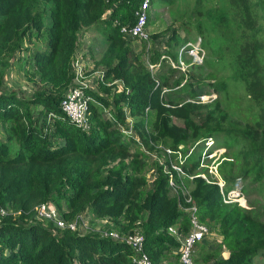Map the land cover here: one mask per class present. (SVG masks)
<instances>
[{"label":"trees","instance_id":"obj_1","mask_svg":"<svg viewBox=\"0 0 264 264\" xmlns=\"http://www.w3.org/2000/svg\"><path fill=\"white\" fill-rule=\"evenodd\" d=\"M30 1L0 0L1 55L12 57L31 27L38 35L43 28L47 35L46 46L32 53L29 64L33 70L25 71L30 88L27 83L23 94L0 88V130L7 140L16 142V148L10 149L7 140L0 137V210H4L0 216V264H135L132 250L119 239L100 232L75 231L67 222L59 226L53 218H46L49 221L45 224L34 220L31 205L43 201L48 205L51 195L63 197L68 217L89 212L106 217L121 233L139 230L151 264H161L166 252L177 257L179 240L168 227L181 234L188 230L187 213L179 206L180 202L186 204L184 194L181 189L169 191L163 164L156 163L151 177L141 173L145 161L135 148L136 137L122 138L126 114L137 137L148 147L165 141L175 148L185 135L191 139L218 136L226 148L242 143L233 163L224 160L219 164L226 185L237 175L245 192L246 177L264 183V0H226L227 7L219 9L213 19V25L223 32L214 62L225 60L233 69L230 80L237 89L231 101L244 115L241 128L222 126L218 118L212 122L210 110L196 123L191 113L197 111L199 103L167 106L160 102L162 87L168 103L172 92L184 90L169 87L170 75L159 73L155 82L146 67L130 71L133 49L119 26L134 21L138 0H46L48 24L43 23V14L32 10ZM201 2L195 0L192 13H202ZM92 23L108 42L104 53L107 69L102 76L122 80V87L111 86L116 91H112L113 107L106 109L109 116L104 112L108 101L82 87L90 96L86 109L89 126L83 130L64 114L58 101L72 76L76 30ZM172 40L177 45L186 42L184 38ZM176 69L171 67L169 72ZM2 75L3 71L0 83ZM188 84V95H195L192 85L200 86L201 82ZM221 84L214 86L227 91ZM239 89L242 97L237 95ZM146 109L153 110L150 125H146ZM170 114L181 117L183 126L171 122ZM163 163L172 170L166 156ZM195 163L197 153L192 150L181 167L191 172ZM232 169L241 174L232 173ZM174 179L179 184L177 176ZM182 183L196 206L198 219L216 216L221 241L228 246L227 253L221 254L218 245H199L193 259L207 264H251L257 255L258 262L264 264V218L255 220L257 215L239 205L231 204L228 209L217 186L200 177L184 176Z\"/></svg>","mask_w":264,"mask_h":264},{"label":"rangeland","instance_id":"obj_2","mask_svg":"<svg viewBox=\"0 0 264 264\" xmlns=\"http://www.w3.org/2000/svg\"><path fill=\"white\" fill-rule=\"evenodd\" d=\"M46 0H31L32 10L38 11L43 14V23L48 24L50 21ZM111 3L116 0H109ZM195 0H152L150 7L148 9V19H147V32L148 40L146 41H136L133 39H125L126 44L133 49V59L130 66V71H140L147 66L145 65L143 58L147 54L149 58L155 59L159 65L150 74L153 78H157L156 75L159 73L170 75L168 78L169 87L179 88L180 86L184 88L183 91L172 92L171 103L167 101V94L165 88L162 87L159 93V99L161 103H166L164 105L172 106L173 103L180 105L183 102L191 101L194 103H199V107L195 113H191L194 117L195 122H201L206 116L207 112L210 110L211 121L214 118H218L221 125L225 127H235L241 128L244 120V115L239 108L232 103V98L235 97L233 94L236 89H233V83L230 80V76L233 72L231 66L227 64L225 60L222 62H214L216 59L215 49H219L221 44V39L223 32L219 31L213 22L215 19L214 15L219 9H224L227 7L226 0H202L201 2V14H194L191 12L193 9ZM198 22V25L196 23ZM173 36V37H172ZM21 37V36H20ZM182 39L186 42L184 44L177 45L173 43V38ZM46 31L41 29L39 35L37 31L31 27L27 29L23 37L19 40V49L16 50L12 57L10 55L0 54V74L3 71L2 80L0 83V88L4 91H15L18 94H23L27 91L30 81L25 75V71H32L33 67H30V61L32 53L36 49H42L46 46ZM180 43V42H179ZM191 48L196 46L201 48L200 51L203 52L202 60L200 63L192 62V57L189 54L188 46ZM108 42L104 39L103 35L98 30L97 24H90L89 26H81L76 30V42L75 48L72 55L73 66H72V76L68 82L66 88L70 85H80L82 87H89L96 93H100L105 100L108 101V105L104 108H112L111 97L112 91H116L111 88L112 85H116L115 88L120 89L122 87V80L114 78L109 75L104 78L102 75L107 69L106 62H104V53L107 52ZM180 50V52H179ZM170 57L165 59V56ZM225 55V54H224ZM226 56V55H225ZM108 57V56H106ZM158 57V59H156ZM5 59L6 64H2L1 61ZM163 60V61H162ZM141 62L144 65H141ZM10 63V65H9ZM5 66H8L4 69ZM178 66V67H176ZM171 67L178 68L175 71L169 72ZM4 69V70H3ZM35 75H38L35 73ZM179 81V83H175ZM201 82L200 86L192 85L195 95H188V89H191V85L188 83ZM40 82V81H39ZM223 83L228 88L227 91H219L215 88L214 83ZM32 83V82H31ZM34 85H38V82H34ZM30 88V84H29ZM65 88V89H66ZM198 93V94H197ZM241 89L237 95L240 96ZM242 97V96H240ZM167 101V102H166ZM105 112V111H104ZM145 117L147 119L146 125L150 119L153 117V110L146 109ZM170 121L183 126V120L181 117L170 114ZM213 117V118H212ZM150 118V119H149ZM152 120V119H151ZM127 126L121 129L128 128L131 126V135L136 137L135 144L136 149L141 151L142 158L144 159L143 168L140 170L142 174L151 177L155 169L156 163L158 161L163 162L165 154H163L161 146H169L167 142H153L152 147L144 145L136 132L132 129V124L130 116L128 114L124 117ZM133 121V120H132ZM149 130V129H148ZM122 132V130H121ZM124 132V131H123ZM0 137L5 138V134L0 130ZM127 134L122 135V138L126 139ZM200 137V136H198ZM189 137L185 135L183 140L177 145L183 150L188 149L193 145L197 138ZM219 139L218 136H214ZM10 149L16 148V142L12 140H7ZM242 147V143H236L232 146L226 148V155H229L233 159L238 156L236 152ZM197 153V151H196ZM198 155V154H197ZM240 156V155H239ZM224 163L223 161L221 162ZM221 164V165H222ZM197 170V164L195 163V168L193 171ZM191 171V172H193ZM232 173L236 174L241 172L233 170ZM238 176V175H237ZM236 177V176H235ZM240 178V177H239ZM185 185L188 186V181H184ZM246 192L243 191L245 197V203L241 207L251 210L252 215H257L256 219H263L264 211V183H258L254 181L251 177H246L244 179ZM243 187V181L240 178V188ZM222 201V200H221ZM48 208L54 210L57 218L66 222H74L75 231L79 232H95L101 233L106 236L105 233L109 231H116L121 233L119 229H115L112 226L110 220L106 217L93 216L89 212H76L72 216L68 217L66 202L60 195H51L48 199ZM44 203V201L42 202ZM41 202H36L31 205V210L33 212V219L45 224L48 219L44 218L39 214L38 208ZM225 204V203H224ZM237 205V204H234ZM229 209L232 205L225 204ZM226 208V210H228ZM4 210H0V216ZM65 214V215H64ZM207 226V234L205 237L197 243L194 248V255L199 245L208 246H219V253H227L228 246L227 242L221 241L222 234L220 233L221 224L218 223L216 216L209 217L208 219H203ZM72 229V230H73ZM186 233V232H185ZM184 234L178 231L179 239ZM205 239V240H204ZM169 261H166V256L161 258V264H177V257L173 258L169 252L165 254ZM254 256L251 264H262L260 257ZM165 258V259H164ZM195 264H207V262H202L201 260L194 259Z\"/></svg>","mask_w":264,"mask_h":264},{"label":"built area","instance_id":"obj_3","mask_svg":"<svg viewBox=\"0 0 264 264\" xmlns=\"http://www.w3.org/2000/svg\"><path fill=\"white\" fill-rule=\"evenodd\" d=\"M128 1L129 0H126V2ZM151 1L152 0H138L137 6L133 11L134 21L131 24L124 23L119 26V30L125 39L128 38L136 41L148 40L149 36L146 24L148 19V9ZM187 49V52H189L192 57V62L200 63L203 55V52L200 51L201 48L197 46L195 48H191L190 45ZM166 58L170 59L168 55L165 56V59ZM143 61L150 72H152L159 65L158 62L151 61L147 54L144 56ZM155 82H158L157 79H155ZM89 99L90 96L84 92L82 86L74 84L70 85L65 90L58 101V105L64 114L77 127L84 130L89 126L86 115L87 103ZM104 111L109 116V112H107L106 109ZM121 130L122 132L124 131V134L131 135V126ZM159 148H161L163 154L167 157L169 166L172 168L171 170L169 167L167 168L163 162L158 161L159 164H163V171L167 172V184L169 191L171 193H177V189H181V193L184 194L183 199L186 202V204L180 202L179 206L187 213V232L183 233L184 235L179 239L177 236L178 232H176L173 227H168V230L171 233L176 234L179 240L177 248V264H195L193 259L195 245L205 237L208 230L206 224L198 219L196 206L191 201V197L187 194V189L182 183V177H200L207 183L215 184L220 193L222 202L242 206L245 203V197L243 195V190L240 188V178L239 176H236L232 182L226 185V181L219 171V164L224 160H232V158L225 154L226 147L222 143L218 142L217 138L212 135L198 137L193 145L186 150H183L180 146L173 148L170 146L159 145ZM192 150L197 151L198 154L197 170L194 172H185L181 167V163L185 156ZM175 176H177L178 181H180L179 184L175 182ZM38 211L44 218L56 219L55 222L57 225L62 226L64 224L62 220L57 218L54 210L48 208L46 203H41ZM67 225L70 228H73L74 222H67ZM105 235L114 239H119L127 244L132 250L131 260L135 264H151L148 254L143 250V237L139 230L126 233L109 231L108 233H105Z\"/></svg>","mask_w":264,"mask_h":264},{"label":"crops","instance_id":"obj_4","mask_svg":"<svg viewBox=\"0 0 264 264\" xmlns=\"http://www.w3.org/2000/svg\"><path fill=\"white\" fill-rule=\"evenodd\" d=\"M205 240V239H204ZM203 241V240H202Z\"/></svg>","mask_w":264,"mask_h":264}]
</instances>
